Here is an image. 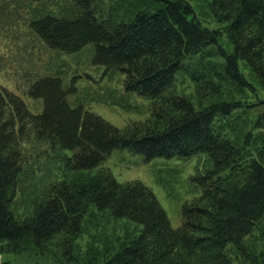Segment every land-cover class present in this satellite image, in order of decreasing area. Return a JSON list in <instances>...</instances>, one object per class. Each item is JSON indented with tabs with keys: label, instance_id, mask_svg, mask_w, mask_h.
Returning a JSON list of instances; mask_svg holds the SVG:
<instances>
[{
	"label": "trees",
	"instance_id": "trees-1",
	"mask_svg": "<svg viewBox=\"0 0 264 264\" xmlns=\"http://www.w3.org/2000/svg\"><path fill=\"white\" fill-rule=\"evenodd\" d=\"M65 1L31 29L53 50L90 45L94 65L123 74L120 99L147 97L149 115L112 124L68 100L62 70L22 94L0 86V264H264V0H211L212 27L188 0ZM185 79L193 98L174 89ZM120 148L207 154L179 226L144 183L98 166ZM48 153L57 178L36 174Z\"/></svg>",
	"mask_w": 264,
	"mask_h": 264
},
{
	"label": "rangeland",
	"instance_id": "rangeland-1",
	"mask_svg": "<svg viewBox=\"0 0 264 264\" xmlns=\"http://www.w3.org/2000/svg\"><path fill=\"white\" fill-rule=\"evenodd\" d=\"M5 16L0 17V86L22 94L28 82L40 73L62 70L65 81L76 86L74 94L68 95L73 101L79 97L85 99L86 109L100 115L116 126H123L134 120H142L149 115V99L132 93L124 100L121 98L123 76L117 70H110L101 65H94L90 45L80 51L65 53L46 46L40 37L31 29L30 20L39 13L56 11L65 0H3ZM203 25L212 27L214 21L210 14L211 0H188ZM197 84L187 79L175 86L191 98L198 91ZM119 102H111V99ZM120 102L131 105L123 107ZM47 157V156H46ZM47 165H36L38 176H43L47 168L53 172L47 178H57L55 167L59 165L56 157L48 153ZM42 162V161H41ZM42 164V163H40ZM112 172L118 181L139 180L148 186L164 208L172 227L181 224V206L185 201L198 196L201 186L196 181V173L210 166L205 152H197L187 157H153L144 158L143 154L132 152L127 148L114 149L98 165ZM47 169V170H46ZM96 169L92 170L95 172ZM62 174V171H61ZM68 178H80L85 174L70 172ZM63 177H66L63 173ZM46 179V177H44ZM48 181V179H47ZM105 220V219H103ZM110 235L112 229L107 226ZM116 231H114L115 233ZM88 237L80 241L82 246ZM55 241H52L53 243ZM2 246V245H1ZM2 253L0 252V263Z\"/></svg>",
	"mask_w": 264,
	"mask_h": 264
}]
</instances>
